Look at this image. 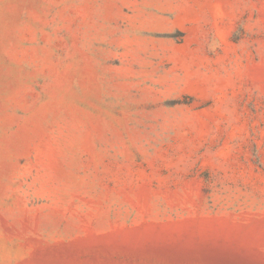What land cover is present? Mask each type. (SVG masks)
Wrapping results in <instances>:
<instances>
[{
	"label": "rangeland",
	"instance_id": "obj_1",
	"mask_svg": "<svg viewBox=\"0 0 264 264\" xmlns=\"http://www.w3.org/2000/svg\"><path fill=\"white\" fill-rule=\"evenodd\" d=\"M0 264H264V0H0Z\"/></svg>",
	"mask_w": 264,
	"mask_h": 264
}]
</instances>
